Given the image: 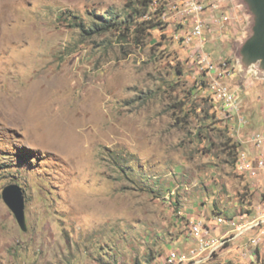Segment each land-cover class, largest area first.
Returning <instances> with one entry per match:
<instances>
[{"label":"rangeland","instance_id":"374dc122","mask_svg":"<svg viewBox=\"0 0 264 264\" xmlns=\"http://www.w3.org/2000/svg\"><path fill=\"white\" fill-rule=\"evenodd\" d=\"M198 1L203 37L185 43L179 0H0V264H166L196 249L192 224L255 218L264 174L235 167L264 133V68L241 50L255 18Z\"/></svg>","mask_w":264,"mask_h":264},{"label":"built area","instance_id":"2783aa9c","mask_svg":"<svg viewBox=\"0 0 264 264\" xmlns=\"http://www.w3.org/2000/svg\"><path fill=\"white\" fill-rule=\"evenodd\" d=\"M184 6V12L190 14L192 18V31L183 37L185 43H190L193 39H202L205 24L200 19V15L206 10V7L198 0H179ZM216 5H213L215 7ZM202 43V42H201ZM204 62L207 60L204 59ZM209 72L216 73L217 68H214L210 62H206ZM222 73H218V77H222ZM213 101L221 103L223 108H231L237 110V97L228 91L225 87H219L212 94ZM253 152L246 154L239 153L236 161V171L241 175L258 176L264 174V133L257 132L252 136ZM264 196V193H263ZM216 225H223L231 229L219 237L208 236V227L203 223L192 224L189 228V235L197 244V251L208 252L209 254L225 248L228 243L235 239L256 231L257 234L250 239V244L256 247L260 242V236L264 234V200L255 207V218L241 224H236L232 221H225L221 218L216 219ZM208 236V237H207ZM195 249H191L188 255L180 254L176 251H171L166 259V264H192L193 259L198 256Z\"/></svg>","mask_w":264,"mask_h":264},{"label":"water","instance_id":"95a60500","mask_svg":"<svg viewBox=\"0 0 264 264\" xmlns=\"http://www.w3.org/2000/svg\"><path fill=\"white\" fill-rule=\"evenodd\" d=\"M251 5L254 26L248 31L249 37L242 43V57L246 66L258 65L264 68V0H246ZM2 201L13 213L20 229L26 231L23 198L20 189L15 185L7 186L2 191Z\"/></svg>","mask_w":264,"mask_h":264},{"label":"crops","instance_id":"0c3cea01","mask_svg":"<svg viewBox=\"0 0 264 264\" xmlns=\"http://www.w3.org/2000/svg\"><path fill=\"white\" fill-rule=\"evenodd\" d=\"M208 232H214L215 236H221L230 227H225V230H220L218 225H215V229L209 230ZM257 234L256 231L249 232L234 241H231L225 248L219 249L212 254L208 252L196 251L197 255L192 264H263L264 262V234L260 236V242L256 247L250 244V239H252Z\"/></svg>","mask_w":264,"mask_h":264},{"label":"trees","instance_id":"16d2710c","mask_svg":"<svg viewBox=\"0 0 264 264\" xmlns=\"http://www.w3.org/2000/svg\"><path fill=\"white\" fill-rule=\"evenodd\" d=\"M145 15H146L145 11L142 12V13H138V17H139V18H141L142 16L144 17ZM108 23H111V24H109L108 26H104V25H96V26H95V29H88L87 32L92 33V34H96V33H98V31H99V32H101V31H106V30H109V29H111V28L118 29V28L120 27V24L117 23V22H113V23H112L111 21H108ZM141 24H142V23H141ZM137 26H138V24L133 25V27H134L135 29H137ZM127 28H129V26H128Z\"/></svg>","mask_w":264,"mask_h":264},{"label":"bare ground","instance_id":"6f19581e","mask_svg":"<svg viewBox=\"0 0 264 264\" xmlns=\"http://www.w3.org/2000/svg\"><path fill=\"white\" fill-rule=\"evenodd\" d=\"M53 135H54V133H53ZM53 135H52V136H53Z\"/></svg>","mask_w":264,"mask_h":264}]
</instances>
